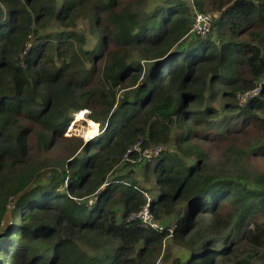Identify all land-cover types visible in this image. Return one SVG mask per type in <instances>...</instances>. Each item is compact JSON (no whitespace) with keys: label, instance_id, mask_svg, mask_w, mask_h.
<instances>
[{"label":"trees","instance_id":"obj_1","mask_svg":"<svg viewBox=\"0 0 264 264\" xmlns=\"http://www.w3.org/2000/svg\"><path fill=\"white\" fill-rule=\"evenodd\" d=\"M149 1L0 0V264H225L239 242L264 261V172L246 158L264 155V83L236 98L264 81V0H190L218 12L205 35L182 1ZM82 110L103 132L38 158ZM137 144L163 146L142 162L149 202ZM146 204L161 231L133 217Z\"/></svg>","mask_w":264,"mask_h":264},{"label":"rangeland","instance_id":"obj_2","mask_svg":"<svg viewBox=\"0 0 264 264\" xmlns=\"http://www.w3.org/2000/svg\"><path fill=\"white\" fill-rule=\"evenodd\" d=\"M55 1H56V3L59 2V0H55ZM162 1L163 0H150L148 2L147 6L149 5V9H153L157 6L163 5ZM179 1H182L183 3L186 4V6L188 7L189 15L194 16V21H195V12L191 8V1L190 0H179ZM147 6H146V8H147ZM200 12L208 18L207 21H209V19H210L209 30L205 33V34H209L211 32L210 25L212 24V21H214V19L218 17V12H216V11H204V10H200ZM61 29L62 28H59L55 22H51L49 24V26L47 27V29L45 31L41 30L40 33L43 34V33L55 32V31H59ZM73 30L77 31L80 34H83L84 36H86L87 41H86L85 47L87 49L93 47L94 42L92 41L91 36H89V33L87 31V24L84 21H79L77 26L75 28H73ZM194 33L198 34L196 32H194ZM262 51L264 53V47H263ZM263 83H264V81L260 82L258 84V86L256 87V88H259V93L256 96L249 97L248 99H246V101L243 105L240 104L239 96L243 95L245 92L241 93V94H237L236 98L238 100V104L243 107L250 98L260 96ZM250 91H252V90H250ZM222 105H223V102L220 101L219 99L217 101H214L213 103H211V106L214 107L215 109H218V110H220ZM88 113H89V111H88ZM88 113L85 110L79 111V112L74 113V114L71 113L73 121L66 127V130L63 133L62 138L58 140L55 138L53 139V137L52 138L49 137L48 138V145L45 147V149L35 150L37 153V157L38 158L51 159L52 161L54 159H57L59 161V163H62L64 161H66L68 157H69V159H70V157L72 158L71 154L73 152H77L79 150V147L77 148V144H78L79 140H81V142L83 144H87L88 141H90L92 138L101 134L103 132V129L101 128L102 129L101 130L100 126L98 124H93L92 122H90L89 119H87ZM227 115H230V113H227ZM77 118H79V119H77ZM88 134H90V135L88 136ZM153 149H154L153 146H149V147H146L145 151L142 150V148H141L140 151L135 152L138 155L137 158L138 159L140 158V160H138V162H137V169H136V171H134L133 178L137 179V181L139 182V185L143 189L148 191V192H145L148 199H150L149 198L151 195L150 191H152L154 189V178L150 174V172H147L146 176H145L144 165L142 162L145 161V158H143V157H144L146 151H147V153H149ZM207 151L214 158H218L222 153L217 148H214V146L209 147V149H207ZM246 158H247L248 165L252 169H254L257 172H264V155L259 156V157L253 156V157H246ZM69 159H68V161H69ZM186 161H190V160H186ZM146 162H148V161H146ZM121 173H123V171L119 172V174H121ZM156 192H157V190H155V193ZM13 200L8 205V209L13 208V204H14ZM181 213H182V207H180L178 209V212H176V217L173 218L172 221L167 222L168 227L170 228L169 230H172L174 228V221L176 220V218L179 219L181 217ZM244 227H246L243 230L244 232L247 229H250V226H248V224ZM216 245H217V247H221L220 243H216ZM168 246L170 247L169 250H170V253H171V256L173 257V259H175V258L180 259L183 254H186V252L184 250H181L179 247L170 245V238H166L162 242V252H163L162 254L163 255L166 251H168V250H166V248ZM238 247H239L238 252L235 253L233 256L228 257V262H226L225 264L237 263L241 260H245L246 257L250 260L249 264H264L262 254H259L258 257H253L254 255H256L255 251H252L249 246L243 244L242 242H239ZM80 248L87 253H90V254L93 253V250L89 246H87L86 243H84V242L80 243ZM252 254H254V255H252ZM162 257L163 256H160V258L156 261L155 264H169V263L160 262V261H162ZM182 258L186 259V257H182Z\"/></svg>","mask_w":264,"mask_h":264},{"label":"built area","instance_id":"obj_3","mask_svg":"<svg viewBox=\"0 0 264 264\" xmlns=\"http://www.w3.org/2000/svg\"><path fill=\"white\" fill-rule=\"evenodd\" d=\"M207 20H208V18L206 16H204L200 12V10H196L195 11V24L193 26V32H196V33L201 34V35H205V33L209 30L210 19H209V21H207ZM258 93H259V88H256L252 91L245 92L243 95H240L239 96L240 104L243 105L245 103L246 99H248L249 97L256 96ZM153 148L154 149L149 153H147V151H146V153L143 157V158H145L146 161H149L151 159L152 155H158L162 150V147H153ZM132 150L135 152L140 151L141 146L139 144H137L132 148ZM126 157H127V154H126ZM131 162L135 163V160H131ZM144 196L146 197V200L149 202V199L147 198V195L145 193H144ZM133 217L139 219L142 223V226L145 228L150 227L153 229H158L160 231L163 229L162 225H160L159 223L154 222L152 220V216L150 215V213L148 211V204H146L143 207V209L140 210L137 214L133 215ZM175 227H176V225L174 224V228Z\"/></svg>","mask_w":264,"mask_h":264},{"label":"bare ground","instance_id":"obj_4","mask_svg":"<svg viewBox=\"0 0 264 264\" xmlns=\"http://www.w3.org/2000/svg\"><path fill=\"white\" fill-rule=\"evenodd\" d=\"M77 119H79V118H77ZM90 134H88V136H89Z\"/></svg>","mask_w":264,"mask_h":264}]
</instances>
